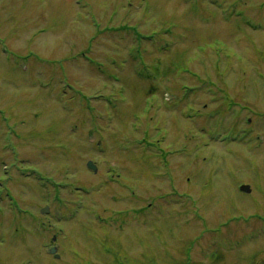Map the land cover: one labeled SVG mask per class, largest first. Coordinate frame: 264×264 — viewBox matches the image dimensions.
<instances>
[{"label":"rangeland","instance_id":"374dc122","mask_svg":"<svg viewBox=\"0 0 264 264\" xmlns=\"http://www.w3.org/2000/svg\"><path fill=\"white\" fill-rule=\"evenodd\" d=\"M0 264H264V0H0Z\"/></svg>","mask_w":264,"mask_h":264},{"label":"water","instance_id":"95a60500","mask_svg":"<svg viewBox=\"0 0 264 264\" xmlns=\"http://www.w3.org/2000/svg\"><path fill=\"white\" fill-rule=\"evenodd\" d=\"M89 166L96 170V167L93 166L92 162H89ZM246 189L249 190L248 187H246ZM55 251H56V248L51 249V252H55Z\"/></svg>","mask_w":264,"mask_h":264}]
</instances>
